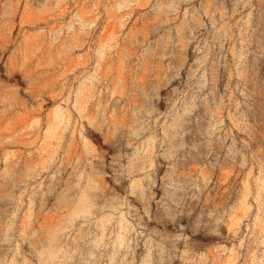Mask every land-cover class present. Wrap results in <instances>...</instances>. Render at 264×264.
Returning <instances> with one entry per match:
<instances>
[{"label": "rangeland", "instance_id": "rangeland-1", "mask_svg": "<svg viewBox=\"0 0 264 264\" xmlns=\"http://www.w3.org/2000/svg\"><path fill=\"white\" fill-rule=\"evenodd\" d=\"M0 264H264V0H0Z\"/></svg>", "mask_w": 264, "mask_h": 264}]
</instances>
